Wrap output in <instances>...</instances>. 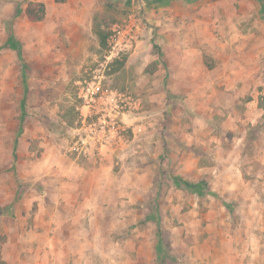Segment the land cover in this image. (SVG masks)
Masks as SVG:
<instances>
[{
	"label": "rangeland",
	"instance_id": "374dc122",
	"mask_svg": "<svg viewBox=\"0 0 264 264\" xmlns=\"http://www.w3.org/2000/svg\"><path fill=\"white\" fill-rule=\"evenodd\" d=\"M97 69L125 105L86 156L75 107ZM247 248L264 253L260 2L0 0V264H225Z\"/></svg>",
	"mask_w": 264,
	"mask_h": 264
},
{
	"label": "built area",
	"instance_id": "2783aa9c",
	"mask_svg": "<svg viewBox=\"0 0 264 264\" xmlns=\"http://www.w3.org/2000/svg\"><path fill=\"white\" fill-rule=\"evenodd\" d=\"M113 41L108 60L117 58L120 55L119 49L122 48L120 38L115 37ZM104 79L103 69H97L91 80L80 84L78 92L79 100L75 109L79 118V137L72 150L79 154L85 153L86 156L91 151L100 149L99 145L103 146L104 138L108 137L107 130L117 128L125 105L122 95L105 89Z\"/></svg>",
	"mask_w": 264,
	"mask_h": 264
},
{
	"label": "trees",
	"instance_id": "16d2710c",
	"mask_svg": "<svg viewBox=\"0 0 264 264\" xmlns=\"http://www.w3.org/2000/svg\"><path fill=\"white\" fill-rule=\"evenodd\" d=\"M67 0H56L58 3H64ZM261 5V12L262 15L264 16V0H258ZM46 5L44 3H29L28 7L25 10V14L28 17V19L32 22H40L45 19L46 16ZM100 36V41L102 46H106L107 41H108V34H106L103 31H100L99 33ZM180 181V185L185 187L186 189H190L194 192L201 193L199 192V188H202V185H198L195 183H192L190 181L184 180V179H178Z\"/></svg>",
	"mask_w": 264,
	"mask_h": 264
},
{
	"label": "crops",
	"instance_id": "0c3cea01",
	"mask_svg": "<svg viewBox=\"0 0 264 264\" xmlns=\"http://www.w3.org/2000/svg\"><path fill=\"white\" fill-rule=\"evenodd\" d=\"M24 16V15H23ZM89 173V172H88ZM78 188H81V185H78ZM220 255V253H219ZM219 255L213 258H219ZM221 258H227L225 259V264H264V253H261L259 251H250V249L247 248V251L240 254L235 251L232 252H224L221 254ZM217 259V260H218ZM212 259L211 261H213Z\"/></svg>",
	"mask_w": 264,
	"mask_h": 264
}]
</instances>
